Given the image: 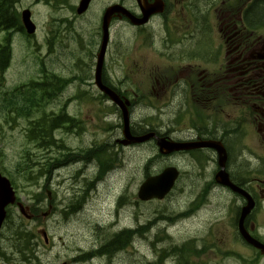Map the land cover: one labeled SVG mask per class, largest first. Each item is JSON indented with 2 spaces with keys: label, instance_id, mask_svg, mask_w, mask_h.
Listing matches in <instances>:
<instances>
[{
  "label": "flooded vegetation",
  "instance_id": "flooded-vegetation-1",
  "mask_svg": "<svg viewBox=\"0 0 264 264\" xmlns=\"http://www.w3.org/2000/svg\"><path fill=\"white\" fill-rule=\"evenodd\" d=\"M23 16L31 22L28 28ZM105 32L100 81L137 112L131 135L154 133L157 139L194 145L168 156L190 161L196 177L192 194L197 193L191 204L199 192L211 204L216 195H230L233 201L220 220L231 219L237 228L246 200L218 184L217 153L201 147L221 144L230 182L255 205L243 225L264 244V0H0V111L8 114L0 121L16 118L23 81L8 78L23 70L22 86L53 77L28 110L27 135L46 142L58 133L54 138L62 144L63 135L80 143L87 133L91 137L90 130H97L94 117L88 121L75 112L113 108L94 86ZM146 54L151 59H142ZM12 99L10 114L5 106ZM44 117H60V126L47 130ZM95 145L92 140L76 148L63 144L59 158L66 164L77 154L93 155ZM52 153L59 155L45 148L43 156H35L45 160L41 168L55 164ZM77 161L85 168L91 164ZM88 185L94 188L91 181ZM29 213L37 218L36 209ZM224 249L213 240L209 253ZM249 249L250 264L264 263V252Z\"/></svg>",
  "mask_w": 264,
  "mask_h": 264
},
{
  "label": "rangeland",
  "instance_id": "rangeland-1",
  "mask_svg": "<svg viewBox=\"0 0 264 264\" xmlns=\"http://www.w3.org/2000/svg\"><path fill=\"white\" fill-rule=\"evenodd\" d=\"M142 59H151V57L146 54L142 57ZM22 72L23 70H19L10 73L8 82L13 83L17 81ZM93 110L95 112L82 111L75 113L77 115H82L88 121H90L91 117H94L93 125L98 123V127H100L101 121L98 120L99 111L96 109ZM73 112L74 111L71 113L74 114ZM85 124L86 130L89 129L87 126H90V123L87 125L85 122ZM90 131L92 135L91 137L88 135V138L98 142L106 139V134H104L99 128L96 131ZM19 134L20 132H18V135L7 134L0 143V150H2L4 155L3 164L11 173H14V164L21 158L23 151L27 148L31 149L32 147L24 145ZM31 138L33 139V136H31ZM116 138L117 134L112 135V141H116ZM64 140L67 145L73 147L82 146L86 143V139H83L82 143H80L79 139H75L73 137H66ZM252 144H256V142H253ZM117 147L119 149L118 145ZM117 147H114L113 149L115 153L113 151L112 152L116 155L117 159L124 164V169L112 173V175H110L103 184L98 186L97 194L94 196V199L88 203L85 210L81 214L75 215L68 220H64L61 214L64 205L67 203L68 197L64 194V186L60 185V180L63 176H66L69 171L62 170L59 172L60 174H55L48 184H46L45 179L38 180L37 184H31L21 176H18L17 188L15 191L19 201L24 206L28 208L35 206L36 203L34 195L39 194L41 189L46 186L50 193L47 191H45V193L50 196L53 202V208H50V205L47 204V199L41 203V205L37 208L38 218L36 221L23 218L17 207H12L10 209L9 222L15 226L22 223L28 232L38 235L37 256L40 260L39 263L77 264L71 262L73 258L85 251H90L94 246H97L102 238L110 231L109 227L114 221L117 222L118 228L120 229L124 227H133L138 223V221L140 223L152 220L159 222L161 221V218L173 217V215L183 212L189 205V203L186 202L188 200L190 202L194 196H197V193L192 194V191L194 190L193 184L196 177L191 173L192 168L188 159L184 157H177L170 162L165 160L160 163L155 162L149 168L148 172L150 173H147L144 168L146 160L149 159L150 156H156V151L153 145H148L144 149H123V155H121L118 151H115ZM92 157L93 155L91 154L82 153L73 157L72 161L80 160L87 163L92 160ZM43 161L45 160L40 159L41 163H43ZM167 162L177 165L182 170V176L176 186V189L164 201H152L150 203H139L138 205H135V201H138L136 194L139 186L144 180L145 175L148 174L150 176L151 174L158 172ZM17 165L19 166L17 169L21 171L32 167L33 163H19ZM124 187L128 188V192L131 195V205L126 210L124 209L117 217L114 207L118 194L121 193L122 188ZM69 194L71 195V191ZM208 201H210V197H208ZM232 201L233 198L225 193H221L220 196L216 195L214 199H212V204L208 203L203 211L193 215L191 218L183 220L173 227H170L168 233L172 241L182 243L184 241L197 238L201 239L202 243L207 236H211V238H209L205 243L209 244L214 240L217 244H222L223 247L233 250L238 255L243 256V258H250L251 255L247 250L240 248L241 246L231 245V230L229 228V223L227 222L228 219L220 220V218H222L229 209L231 205L230 202ZM218 204H220V207L223 209L215 213L209 212L213 205H215L213 210H216V206ZM262 220L264 223V217ZM210 221L218 222V225L214 228L211 235H208L207 233L211 228ZM158 228L161 229L160 227ZM44 231L48 237L47 245H45L44 239L40 235V233ZM155 232H153V235ZM153 235H151L150 239L153 238ZM9 237L10 233L7 232L2 238L1 248L7 253V256H11L12 261L9 264H22L19 256L23 257L24 255L19 252H17L18 255H13L11 253L14 249L11 248V245L13 247L18 244L14 242L10 243L7 240ZM151 243L152 242L150 241H143L137 251L122 253L118 256L114 264H147L148 262L150 263L154 260V258L158 255V252H160L161 247L170 246V242H163L160 243L159 247L153 249V247H151ZM89 254V252H85L84 256L88 257ZM0 264L6 263L0 261ZM163 264L180 263L168 257L165 259ZM208 264L235 263L222 261L219 257L211 255L208 260ZM262 264H264L263 261Z\"/></svg>",
  "mask_w": 264,
  "mask_h": 264
},
{
  "label": "trees",
  "instance_id": "trees-1",
  "mask_svg": "<svg viewBox=\"0 0 264 264\" xmlns=\"http://www.w3.org/2000/svg\"><path fill=\"white\" fill-rule=\"evenodd\" d=\"M52 78H53L52 76L44 75L43 79L40 80L39 84H35V85L31 84L29 87L28 86L19 87V89H21L20 91H23V92L16 93V95L19 94L17 96V99L19 102L18 106H20V108L17 110L16 118L12 120L15 126H19L21 121L26 122L27 118L31 117L30 112L28 110L31 109L35 105L37 98L40 95L42 88L44 87L45 82H48ZM28 97H29V100L27 102ZM14 100L15 99L10 100L5 106L10 114H13L12 107L15 106V103L13 102ZM43 119L44 121L49 122L45 126V128L49 131L55 129L56 126H60V121H61L60 117L49 118V119L47 117H44ZM36 137L40 139L44 136L42 135V136H36ZM47 141L50 142L49 145L53 143L50 136ZM60 148L63 149V146H60ZM99 155H102L101 157L104 158L103 160H106L108 163L111 164L110 166H112L113 159H111L110 156L106 155L105 150L104 151L99 150ZM59 160L60 158H57V160L55 161L59 163L60 162ZM20 163L27 164L26 161H22ZM56 166L57 165H51L48 169L51 171L53 170L52 168H55ZM18 167L19 166L17 165L16 168ZM29 169L30 168L21 170L22 176L26 180L30 179L31 177V175L28 174ZM11 183L12 185H15L12 178H11ZM148 228L149 227L147 228L143 227L135 231L123 230L119 233L109 235L103 240L97 253L99 255H107L110 259L118 255L120 252L127 251L129 248L133 247V240L135 239V236L143 237L144 234L148 232L147 231ZM31 239H32V235L28 234L27 232L25 233V231L21 227H19L12 231L10 241L12 243L14 242L18 244V245L13 246L15 252H19L22 255H25L29 253L31 250V244H30ZM194 247L195 245L193 242H187V243L182 244V247L180 248V252L177 254L179 256V259H181V263L179 262L180 264H194L193 259L199 258V256H197L199 255V253L195 250ZM176 251L177 250L175 247L162 248L160 252H158L157 260H155V263H152V264H163L164 260L170 256H173L172 254L176 253ZM93 255L94 253L89 254L88 257L84 256L82 260H86L87 258H90ZM0 257L5 259L6 261H9V259L6 257V254L2 251H0Z\"/></svg>",
  "mask_w": 264,
  "mask_h": 264
},
{
  "label": "water",
  "instance_id": "water-1",
  "mask_svg": "<svg viewBox=\"0 0 264 264\" xmlns=\"http://www.w3.org/2000/svg\"><path fill=\"white\" fill-rule=\"evenodd\" d=\"M24 22L28 28L29 23H28V17L24 16ZM31 31H29L30 33ZM150 137V136H149ZM149 137L146 138H140V139H131L130 143H135V142H142ZM157 145L160 147V149L164 153H170L176 150H188L191 149L192 146L189 145H176V144H171V143H166L165 141L161 140L157 142ZM201 146L204 147H210L212 149H215L218 154V166L220 168V171L218 173V182L221 185L229 187L232 191L237 192L247 199V205L243 208L241 219H240V228L241 224L243 222V219L246 217V215L249 214V212L252 210L254 204L252 200L240 189L236 188L232 184L229 183L228 178L226 173L224 172V166L226 162V153L224 149L218 145V144H203ZM178 176V173L174 169H167L165 170L162 174L159 176L149 178L146 180V182L142 185V187L139 189L138 192V198L142 201H147L152 198H157V199H163L171 190V188L174 185V182ZM15 203V195L14 192L11 188V185L9 181L2 177L0 175V230L2 227V224L6 218V207L8 205H12ZM19 208L20 211L23 215H25V212L20 204ZM242 237L245 239V241L252 245L255 248L262 249L264 250V246L261 245L259 242L251 239L243 230L241 231Z\"/></svg>",
  "mask_w": 264,
  "mask_h": 264
},
{
  "label": "bare ground",
  "instance_id": "bare-ground-1",
  "mask_svg": "<svg viewBox=\"0 0 264 264\" xmlns=\"http://www.w3.org/2000/svg\"><path fill=\"white\" fill-rule=\"evenodd\" d=\"M129 120H132L131 116H129ZM193 175V174H192ZM194 182H196V180H194Z\"/></svg>",
  "mask_w": 264,
  "mask_h": 264
}]
</instances>
